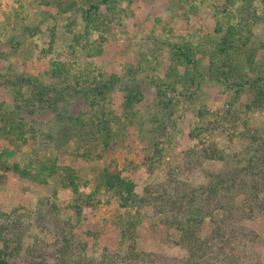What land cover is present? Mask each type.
Segmentation results:
<instances>
[{
  "label": "trees",
  "instance_id": "obj_1",
  "mask_svg": "<svg viewBox=\"0 0 264 264\" xmlns=\"http://www.w3.org/2000/svg\"><path fill=\"white\" fill-rule=\"evenodd\" d=\"M114 1L39 0L40 6H52L59 16L68 19L79 13L85 27L74 37L75 47L68 46L71 52L65 61H50L48 69L39 74L0 75V81L9 83L14 90L15 103L10 111L0 103V135L15 148L16 145L28 148L30 156L22 166L9 165L5 158L12 152L3 149L0 168L34 185L54 182L56 193L70 195L68 208L76 221L90 217L101 204L115 206L110 218L103 222L117 231L118 249L104 250L96 261L72 258L70 240L60 225L56 226L57 221L52 218L53 227L40 209L38 224L49 234L53 230L51 242H32L18 258L22 250L23 221L0 213V264H50L49 260L53 264H253L256 236L242 222L251 219L254 212L264 211V124L254 126L251 118L255 112L264 110V41L252 39L253 22L248 11L240 10L235 24L224 28L216 22V28L204 36V46L192 43L174 46L171 69L183 67L182 77L188 87L194 86L197 80L196 86L204 83V86H218L231 92L223 110L196 113L198 122L189 132L195 144L185 153L184 160L193 166L220 161L226 170L223 174L208 176L205 185L192 186L173 176L158 189L144 188L140 196L134 182L117 169L115 161L110 160L107 165L97 163L107 159L115 145L125 139L126 131L138 121L134 105L141 101V93L136 87H123L121 119L102 106L105 93L117 84V78L97 66L79 67L74 58L78 48L88 58L99 54L97 48L91 47L90 35L98 31V24H105ZM233 1L225 0V14L229 18H232ZM14 2L11 22L25 7L24 0ZM85 2L87 8H83ZM189 16H193L192 12ZM53 43L51 34L45 54L52 51ZM198 55L206 65L204 73L194 75L189 71L199 66ZM175 85L174 81L156 85L163 117L151 114L145 121L141 120L140 126L150 122L152 131L163 133L165 117L180 119L178 112L173 111L179 95L170 94L175 92ZM72 94L85 101L86 112L70 116L62 107ZM23 110L29 114L40 111L47 114L49 110L53 116L26 123L20 117ZM52 125L58 131H53ZM214 134L227 141L228 146L220 147L210 141ZM234 143L244 147L236 153ZM163 151L155 145L148 153L151 156L145 155L148 172L160 163ZM145 207L154 210L161 226L177 233L170 248L184 251L183 257L157 255L138 247L142 225L139 211ZM207 223L210 230L207 237H202V228Z\"/></svg>",
  "mask_w": 264,
  "mask_h": 264
},
{
  "label": "rangeland",
  "instance_id": "obj_2",
  "mask_svg": "<svg viewBox=\"0 0 264 264\" xmlns=\"http://www.w3.org/2000/svg\"><path fill=\"white\" fill-rule=\"evenodd\" d=\"M15 4L14 0H0V75L39 74L48 69L50 61H65L67 53L71 52L68 46L75 47V44L72 45L74 37L82 33L85 27L81 15L78 13L68 19L59 16L52 6H40L39 0H24V9L11 22L9 18ZM84 5L83 8L88 7L86 2ZM224 6L225 0H116L105 24L97 23L98 31L90 35L91 47L97 48L99 54L88 58L79 48L74 52L79 67L91 69L97 66L117 78V84L105 93L102 105L111 109L116 116L122 119L123 87H136L141 93V101L134 105V110L139 114L138 121L126 131L125 139L115 145L107 159L97 163L107 165L110 160L112 163L115 161L117 169L134 182L135 191L140 196L144 188L158 189L173 176L183 183L196 186L205 185L208 176L225 173L226 168L220 161H206L193 166L184 160V156L195 144L189 138V132L198 122L196 113L223 110L231 92L218 86L207 87L204 83L196 86L197 80L194 86L188 87L186 79L182 77L183 67L171 69L174 46L184 43L204 46V36L216 28L215 23L219 22L224 28L235 24L240 10L248 11L249 20L253 22L250 30L252 39L264 41V0H234L230 8L233 19L225 14ZM190 9L193 16H189ZM102 12L105 13L104 10ZM245 14L242 13V16ZM51 34L54 45L52 51L45 54ZM196 58H201V64L198 62L199 66L189 72L199 75L204 73L206 63L201 55ZM172 81L176 83L175 92L170 94L179 95L174 101L173 111L178 112L180 119L168 120L165 117L163 133L152 131L150 122L140 126L141 120L145 121L151 114L160 119L163 117L156 97V85L160 87L164 82L170 84ZM8 84L0 81V103L10 111L15 103L14 90ZM97 99L94 97V100ZM62 107L70 116L87 111L85 101L76 94H72ZM52 116L49 110L47 114L44 111L29 114L24 110L20 113L26 123L45 121L52 119ZM251 118L254 126L264 124V110L255 112ZM52 129L58 131L55 125H52ZM3 137L0 138V152L3 149L12 152L10 157L5 158L6 164H26L30 158L28 148L22 145L15 148ZM210 141L220 147L222 144L228 146L227 141L217 134ZM155 145L164 151L160 163L152 172H148L144 165L145 155H150L148 153ZM233 147L234 152L238 153L244 146L234 143ZM66 161L68 164L69 161ZM69 203L70 195L56 193L54 182L46 186L34 185L0 168V213L14 215L24 224L22 250L18 258L24 255L26 247L32 242H51L53 230L49 234L38 224L40 209L42 215L52 221L53 227V219L57 221L56 226L60 225L64 236L70 240L69 254L72 258L96 261L104 250L115 252L118 249L117 231L103 222L110 218L115 206L101 204L90 217L76 221L68 208ZM139 212L142 225L139 227L138 247L157 255L183 257L184 251L170 248L177 233L161 226L159 217L150 207L142 208ZM242 223L256 236L253 264H264V211L254 212L251 219ZM209 230L210 224L207 223L202 228L201 236L207 237ZM49 262L53 264L51 260Z\"/></svg>",
  "mask_w": 264,
  "mask_h": 264
}]
</instances>
